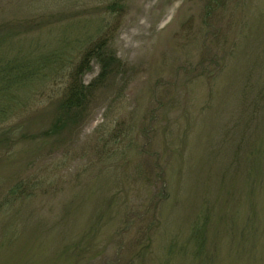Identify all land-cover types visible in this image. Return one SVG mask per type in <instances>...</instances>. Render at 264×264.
<instances>
[{
    "label": "rangeland",
    "instance_id": "rangeland-1",
    "mask_svg": "<svg viewBox=\"0 0 264 264\" xmlns=\"http://www.w3.org/2000/svg\"><path fill=\"white\" fill-rule=\"evenodd\" d=\"M20 49L50 63L0 122V264H264V0H0Z\"/></svg>",
    "mask_w": 264,
    "mask_h": 264
},
{
    "label": "trees",
    "instance_id": "trees-1",
    "mask_svg": "<svg viewBox=\"0 0 264 264\" xmlns=\"http://www.w3.org/2000/svg\"><path fill=\"white\" fill-rule=\"evenodd\" d=\"M92 61L98 62L102 68V74L98 81L103 80L107 74H111L115 66H119L114 55L106 51V46L103 42L84 53L73 72L72 83L67 88L65 98L60 101L61 106L55 130L63 129L62 127H66L68 123H75L86 110V100L89 98L87 92L90 88L82 84V78L86 72L90 71ZM49 63V58L41 54L33 58L32 54L28 55V52L25 53L21 49L12 56L8 54L2 55L0 52L1 123H6L16 115V108L13 106L14 104L11 105V102L17 100L16 98L22 90L29 89L42 79H46L45 71L49 70ZM17 188L12 189L10 194L12 197L18 194L17 191L19 190Z\"/></svg>",
    "mask_w": 264,
    "mask_h": 264
}]
</instances>
